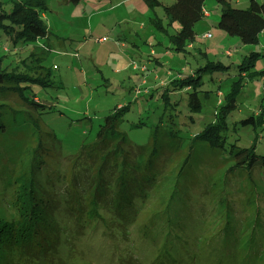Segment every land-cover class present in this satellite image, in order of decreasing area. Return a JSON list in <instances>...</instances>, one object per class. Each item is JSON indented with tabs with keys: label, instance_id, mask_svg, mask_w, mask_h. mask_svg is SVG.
Listing matches in <instances>:
<instances>
[{
	"label": "rangeland",
	"instance_id": "1",
	"mask_svg": "<svg viewBox=\"0 0 264 264\" xmlns=\"http://www.w3.org/2000/svg\"><path fill=\"white\" fill-rule=\"evenodd\" d=\"M2 1L11 7L12 0ZM161 1L170 4L173 0ZM230 1L234 7L249 6L243 0ZM44 2L47 9L42 19L49 28L48 39L19 49L5 65L22 66L24 60L29 64L30 55L43 60L50 85L35 83L32 90L45 111L32 109L13 92H0L7 126L0 134V188H12L11 178L25 162L23 153L38 145L44 175H60L62 181H69L68 158L95 139L113 110L129 106L119 128L128 146L151 143L144 159L151 158L157 147L153 158L168 170V178L161 185L164 194L159 202L146 206L149 215L142 219L151 220L146 233L140 237L142 221H138L133 229L137 244L113 264H264L263 168L231 170L229 144L224 151L206 143L192 144L193 136L213 122L223 96L239 77L243 60L247 57L246 62L253 63V71L264 70V33L256 45H243L217 27L220 8L216 0H206L214 24L200 22L192 46L186 52H175L168 38L174 30L168 28L165 33L150 24L155 14L164 16L162 7L153 12L145 0H82L77 5L65 0ZM208 34L211 37L205 39ZM252 53L262 56L248 58ZM208 62L231 68L214 74L201 71L202 111L191 114L186 89L169 92L164 85L193 76ZM206 91L210 93L205 98ZM263 96V76L246 81L229 126L258 112ZM235 128L229 143L246 147L258 136L257 153L264 156V127L256 131L252 126ZM65 186L62 182L57 187ZM168 188L177 190L171 204L165 202ZM117 241L97 235L70 247L85 250L84 258L90 255L92 264H109L107 251L121 242Z\"/></svg>",
	"mask_w": 264,
	"mask_h": 264
},
{
	"label": "trees",
	"instance_id": "2",
	"mask_svg": "<svg viewBox=\"0 0 264 264\" xmlns=\"http://www.w3.org/2000/svg\"><path fill=\"white\" fill-rule=\"evenodd\" d=\"M65 1L77 5L82 0ZM205 1L173 0L164 4L161 0H145V3L153 12L162 7L164 16L159 18L155 14L150 24L165 33L172 28L174 34H169L168 38L173 50L186 52L196 40V26L206 16ZM216 2L220 8L217 27L229 36L237 37L243 45H256L264 33V3L250 0L248 7L238 8L230 0ZM11 3L7 8L6 3L0 0V92H13L32 109L45 111L32 90L35 83L43 87L50 85L49 72L43 66V60L33 59L30 55L29 64L24 60L22 66L15 67L10 63L5 65V61L16 55L19 49L48 39L49 28L42 19L47 7L44 0H12ZM5 44H8L7 48ZM260 56L262 54L252 53L248 58L259 59ZM246 59L238 66L239 77L233 79L230 91L223 96L224 101L218 105L213 122L193 136L192 144L206 143L210 148L222 151L229 144V161L233 162L231 170L250 171L257 166L264 170V156L257 153L258 136L246 147L228 141L236 131L235 126H252L255 131L264 127V96L258 112L235 123L234 127L228 123L238 107L237 100L246 81L260 75L264 77V70L253 71V63L246 62ZM206 66L193 76L164 85L165 91L169 92L186 89L191 114L202 111L199 98L202 75L231 68L220 62H208ZM209 93L206 91L204 97ZM3 107L0 105V134L7 129L3 123L6 113L2 111ZM127 110L129 106L113 110L100 126L95 139L83 144L77 154L68 158L67 162L71 164L69 181H62L60 175L56 178L44 175L41 146L23 153L25 162L18 175L11 178L12 188H0V264H72L76 260L92 264L90 255L84 258L85 250L70 246L97 235L113 242L121 240L119 244L111 245L110 252L107 251V261L113 264L137 244L138 239L133 236L134 226L141 220L140 237L146 233L151 220L146 221L142 216H148L146 206L159 202L164 194L161 185L168 178V170L153 158L157 147L151 158L144 159L143 153L152 146L151 143L146 147L128 146L126 136L119 129ZM138 126L141 127L142 123ZM152 136L155 140V134ZM177 145L182 148L180 142ZM182 174L183 168L177 176ZM62 182L66 184L65 188H58ZM176 192L174 188H168L167 204L174 202Z\"/></svg>",
	"mask_w": 264,
	"mask_h": 264
},
{
	"label": "crops",
	"instance_id": "3",
	"mask_svg": "<svg viewBox=\"0 0 264 264\" xmlns=\"http://www.w3.org/2000/svg\"><path fill=\"white\" fill-rule=\"evenodd\" d=\"M241 1V0H240ZM250 3L249 0H243V3ZM205 11H206V16L204 17V19L201 21V22H204V23H209V24H214L213 22H211L210 20L212 19V14L211 13H208L207 10H206V7H205ZM220 15V14H219ZM216 24V23H215ZM199 25V24H198ZM197 25V26H198Z\"/></svg>",
	"mask_w": 264,
	"mask_h": 264
},
{
	"label": "built area",
	"instance_id": "4",
	"mask_svg": "<svg viewBox=\"0 0 264 264\" xmlns=\"http://www.w3.org/2000/svg\"><path fill=\"white\" fill-rule=\"evenodd\" d=\"M210 37H211V35H210V34H208V35L204 36V38H210Z\"/></svg>",
	"mask_w": 264,
	"mask_h": 264
},
{
	"label": "clouds",
	"instance_id": "5",
	"mask_svg": "<svg viewBox=\"0 0 264 264\" xmlns=\"http://www.w3.org/2000/svg\"><path fill=\"white\" fill-rule=\"evenodd\" d=\"M211 35V34H210ZM206 39V38H205Z\"/></svg>",
	"mask_w": 264,
	"mask_h": 264
}]
</instances>
